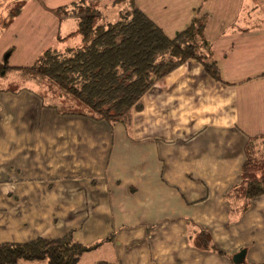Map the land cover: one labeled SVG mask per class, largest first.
<instances>
[{
	"label": "crops",
	"instance_id": "1",
	"mask_svg": "<svg viewBox=\"0 0 264 264\" xmlns=\"http://www.w3.org/2000/svg\"><path fill=\"white\" fill-rule=\"evenodd\" d=\"M74 1L30 0L19 16L34 29L23 46L12 27L0 37V65L72 49L52 46L77 36L52 10ZM134 2L168 38L205 14L221 82L187 61L142 96L129 128L62 115L32 83L1 89L0 243L71 233L110 263L234 264L243 251L263 264L264 194L247 200L241 174L246 144L264 139V0Z\"/></svg>",
	"mask_w": 264,
	"mask_h": 264
},
{
	"label": "trees",
	"instance_id": "2",
	"mask_svg": "<svg viewBox=\"0 0 264 264\" xmlns=\"http://www.w3.org/2000/svg\"><path fill=\"white\" fill-rule=\"evenodd\" d=\"M15 1L21 4L16 9H8V16H5L6 7ZM29 1L10 0L5 8H0V17L7 18L6 22H0V37ZM108 10L110 17L106 14ZM52 14L59 20H76L77 27L71 35L79 36L81 45L63 52L45 49L24 68H9L2 62L0 73L16 71L20 82L35 84L46 91L53 87L61 100L70 101L67 109L47 103L45 96L40 95L42 105L52 106L62 115H78L129 128L132 111L141 109L142 96L187 61L201 64L208 76L221 82L218 65L211 59L210 45L204 36L207 18L200 10L195 11L188 27L173 38H168L140 11L134 0H115L103 9L95 3L79 0L53 9ZM257 142L259 139H250L246 144L241 174L243 193L249 201L264 194V174L251 172V158L259 145ZM90 249L76 242L71 233L58 239L0 243V264L23 261L78 264L80 256ZM233 261L243 264L241 256H234ZM96 264L119 263L102 261Z\"/></svg>",
	"mask_w": 264,
	"mask_h": 264
},
{
	"label": "rangeland",
	"instance_id": "3",
	"mask_svg": "<svg viewBox=\"0 0 264 264\" xmlns=\"http://www.w3.org/2000/svg\"><path fill=\"white\" fill-rule=\"evenodd\" d=\"M10 0H0V8L3 9L5 8V5L9 2ZM79 0H75L74 2H78ZM87 2H90L86 0ZM95 2H98L97 5L99 6L100 9H103L105 7L106 0H96ZM94 2V3H95ZM114 2V1H113ZM112 2V3H113ZM73 3V2H72ZM91 3V2H90ZM21 3L15 1L12 2L8 7H6L5 11V16H8L7 11L8 9H16ZM33 5L31 6V8ZM107 16H111L110 10L106 12ZM2 16L3 18L0 17V22H6L7 18L5 16ZM18 18V17H17ZM16 18V19H17ZM14 19L12 24L9 26L8 30L12 27V29L9 31V34L12 35H17L18 36V41L19 43H22L21 45L23 46L24 42L26 41V32L29 31V29H34V27L31 26V23H35L33 21L34 17L33 15L28 14L27 12L22 13L21 16H19V19L16 20ZM14 26V27H13ZM65 28H71L72 30H76L77 24L76 20L74 18H69L67 22L64 23L63 25ZM62 28V31L65 30V28ZM7 30V31H8ZM79 41L77 44L76 42ZM80 37L74 36L72 37L68 42L66 43H61V42H54L52 46L54 48L61 47H70V48H76L80 46ZM21 53V52H20ZM4 62V61H3ZM7 76H2L0 74V90L1 89H8L16 94L17 90L21 87V83L18 75L17 77H8ZM46 88H42L36 90L41 96H45L44 99L47 103L51 105H56L57 107H63L62 109H67V105H69L70 101L69 100H61L62 97L60 94H58L57 90H54L53 87H51L50 91H46ZM55 93V94H53ZM53 94V95H52ZM77 109V108H76ZM75 110V109H72ZM259 145L257 144L255 150L257 149L258 152L254 150L253 156H252V161H253V167L251 169V172L254 174H264V142L261 140L259 142ZM261 149V152L259 151ZM112 255L111 251L108 248H102L100 250H92L87 253H84L83 255L80 256L78 264H96L99 261H112ZM44 262H27L23 261L20 262V264H43Z\"/></svg>",
	"mask_w": 264,
	"mask_h": 264
},
{
	"label": "water",
	"instance_id": "4",
	"mask_svg": "<svg viewBox=\"0 0 264 264\" xmlns=\"http://www.w3.org/2000/svg\"><path fill=\"white\" fill-rule=\"evenodd\" d=\"M8 57H9V53H6V54L4 55V57H3V61H4V63L7 61ZM240 256H241V258L244 257V252H243V251H242L241 253H239L238 255H236L235 257H240Z\"/></svg>",
	"mask_w": 264,
	"mask_h": 264
}]
</instances>
